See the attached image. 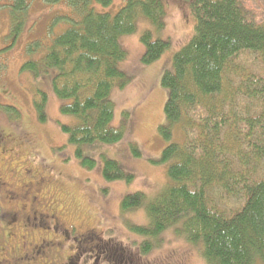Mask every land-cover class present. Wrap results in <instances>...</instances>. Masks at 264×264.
I'll list each match as a JSON object with an SVG mask.
<instances>
[{
    "label": "trees",
    "instance_id": "1",
    "mask_svg": "<svg viewBox=\"0 0 264 264\" xmlns=\"http://www.w3.org/2000/svg\"><path fill=\"white\" fill-rule=\"evenodd\" d=\"M10 1L9 46L24 30L32 0ZM44 1L65 4L71 10L66 17L70 23L42 58L27 60L22 70L39 82L34 105L41 122L47 119L48 102L41 79L49 81L62 101L60 113L76 119L61 130L77 147L80 164L92 170L97 161L82 148L116 145L127 130L128 113L121 126H112L111 94L131 81L119 68L127 58L120 38L134 33L141 19L163 29L165 4L126 0L112 14L98 11L96 4L109 6L113 0ZM189 1L194 34L161 79L168 98L158 132L167 145L159 163H169V179L151 199L143 192L125 196L121 210L144 206L149 224L133 231L152 240L176 226L189 242L202 246L208 264H264V23L250 18L242 0ZM141 41L144 64L159 60L171 45L154 38L151 30L143 32ZM39 46L35 41L29 50ZM4 67L0 61V73ZM178 126L183 138L176 142ZM131 150L136 157L142 155L134 143ZM100 157L106 181L133 182L135 175L117 160ZM151 248L149 241L143 244V252Z\"/></svg>",
    "mask_w": 264,
    "mask_h": 264
},
{
    "label": "rangeland",
    "instance_id": "2",
    "mask_svg": "<svg viewBox=\"0 0 264 264\" xmlns=\"http://www.w3.org/2000/svg\"><path fill=\"white\" fill-rule=\"evenodd\" d=\"M163 1L166 8L163 29L141 19L134 33L120 38L127 58L119 63V68L131 77V81L125 88H114L111 94L115 104L112 126H121L124 113H128L127 130L116 145L95 143L82 148L85 156L97 161V166L89 170L80 164L77 147L69 143L61 130L62 124H73L76 119L60 113L62 101L49 88V81L41 79L48 93L47 119L41 122L34 105L39 82L32 72L22 70L27 60L44 56L54 37L69 25L66 17L71 10L63 3L32 0L24 30L9 46L6 37L11 15L7 5L11 1L0 0V50L4 49L0 52V61L5 65L0 73V182L4 184L0 185V207L5 209H0V221L8 217L10 220L9 210L22 205L41 212L51 209V213L61 217V226L68 229L67 234L61 231L57 235L50 231L42 233L41 229L33 234L32 242L41 241L42 234L49 237L50 243V238L58 241L48 244L47 250H53L49 256L47 252L33 255L37 264H208L202 246L189 242L176 226L152 240L133 231L134 227L149 224L144 206L132 211L121 210L125 196L143 192L151 199L169 179V163H159L167 145L158 132L159 126L165 123L164 106L168 98V90L161 79L165 70L172 69L175 53L194 34L195 18L189 0ZM242 1L251 19L264 23V0ZM125 2L113 0L109 6L96 4V9L116 14ZM145 30H151L154 38L171 43L152 64H144L141 60L145 52L141 36ZM35 41H40V46L30 51L29 45ZM9 107L18 110V114ZM182 138L178 126L173 141L179 142ZM133 143L140 149V157L133 155ZM101 154L117 160L126 171L133 173V182L106 181L101 173ZM30 181L43 191L32 192L40 197L35 202L21 197L17 203L11 202L6 194L9 185L13 186V191L23 193L21 185ZM3 227L0 224V238ZM20 231L13 234L19 235ZM146 241L152 245L149 252H143ZM19 250L20 244L13 242L10 251ZM18 262L21 261L14 263Z\"/></svg>",
    "mask_w": 264,
    "mask_h": 264
},
{
    "label": "flooded vegetation",
    "instance_id": "3",
    "mask_svg": "<svg viewBox=\"0 0 264 264\" xmlns=\"http://www.w3.org/2000/svg\"><path fill=\"white\" fill-rule=\"evenodd\" d=\"M37 184L40 185V182H37ZM0 185L4 184L0 182ZM11 187L13 186L9 185V188L6 189V194L10 196L9 199L12 200L11 202L15 203H17V200H19L20 197L23 199L31 198L33 202H35V200L39 198L40 195H33L32 192H36L38 194L40 192H43L36 186V184L34 185L32 181L23 183L21 185L23 193H20V190L13 191L14 189ZM43 195L46 199H48L45 195V192ZM15 207L16 208L9 210V212L7 213L11 217L10 220L8 217L0 221V224L4 226L1 231V238L4 241L0 238V264H37V262L33 261V255L39 256L47 252L46 256H49L53 250H47V248H49L48 244L53 245L58 242L54 240L55 238H50L52 240L50 243L48 241L49 237H45V235L42 233H47L50 231L51 233L57 235L59 231H61L63 234H67L68 229H65L61 226V217L59 218L58 213H51V209H45L44 212H41V210L36 211L33 209H28L27 207L22 205L20 207L18 205ZM0 209H4L3 206H1ZM40 229L42 230L41 241L32 242L34 236L33 234ZM14 231H20V234H13ZM13 242L20 244L21 250H19V252L21 254V257L19 256L18 251H10L11 249H13ZM16 260L21 262L14 263ZM67 260L71 262V259Z\"/></svg>",
    "mask_w": 264,
    "mask_h": 264
}]
</instances>
